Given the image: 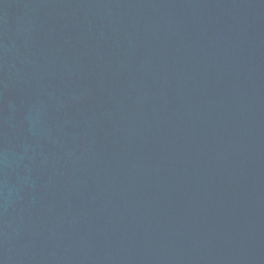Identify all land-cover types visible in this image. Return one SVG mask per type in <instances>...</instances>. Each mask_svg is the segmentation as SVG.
Masks as SVG:
<instances>
[{"label":"water","instance_id":"95a60500","mask_svg":"<svg viewBox=\"0 0 264 264\" xmlns=\"http://www.w3.org/2000/svg\"><path fill=\"white\" fill-rule=\"evenodd\" d=\"M0 264H264V0H0Z\"/></svg>","mask_w":264,"mask_h":264}]
</instances>
